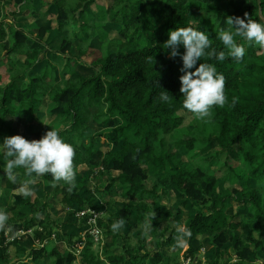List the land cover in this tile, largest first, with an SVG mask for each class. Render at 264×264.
Listing matches in <instances>:
<instances>
[{
  "label": "trees",
  "instance_id": "16d2710c",
  "mask_svg": "<svg viewBox=\"0 0 264 264\" xmlns=\"http://www.w3.org/2000/svg\"><path fill=\"white\" fill-rule=\"evenodd\" d=\"M102 1L80 0L74 5L66 0L45 1L40 16L51 24L30 33L0 20V54L5 55L0 60V143L22 134L19 121L24 115L32 140L53 129L76 153V186L69 191L64 182H54L51 174L29 177L22 168L14 170L13 182L3 171L0 151V190L29 184L52 189L42 199L25 197L23 204L7 208L8 228L0 226V246L5 245L6 232L15 238L20 230H33L24 239L33 245L39 241L43 247L32 248L27 264L47 260L48 264H171L174 259L166 252L177 247L176 237L184 233L189 235L187 259L192 264H203L194 242L205 237L215 252L206 264H264V49L236 37L246 50L242 60L229 57L218 62L205 57L196 66L214 64L225 78L227 102L212 108V131L202 141L212 158L223 163L219 175L207 172L203 161L198 166L193 163L208 160L202 158V142L192 132L182 138L175 134L196 118L182 108V60L171 58L170 50L163 47L171 30L190 26L206 31L217 52H227L216 39L219 30L227 28L226 18L247 14L264 20V0H108L112 4L107 7ZM5 2L25 15L38 13L32 7L34 0H0V11ZM54 7L57 17L51 12ZM109 19L120 28L114 39L103 30ZM55 30L59 35L68 32L60 49L52 50L54 60L65 59L61 81H54L57 68L52 62L26 80L46 54ZM81 64L95 74L78 75L76 68ZM162 89L172 95L169 104L158 100ZM43 110L50 118L46 126L39 117ZM92 121L106 130L93 132ZM102 137H108L107 145L100 143ZM182 149L191 156L189 163L179 157ZM92 171L98 173L95 180L85 176ZM105 174L113 176L106 185L102 184ZM95 192L102 201L98 205ZM118 203L122 209L116 207ZM110 206L113 211L99 218V228L110 241L101 252L95 250L101 242L90 233L68 235L65 242L52 240L57 225L52 209L64 216L69 209L76 215ZM134 212L135 228L147 225L155 234L153 241L140 234L131 244L122 227L112 230L113 223L128 221ZM154 216L160 222L157 229L151 225ZM89 217L80 219L88 230ZM166 222L168 227L162 229L160 224ZM176 222L183 223L182 230ZM231 240L234 244L227 248ZM77 244L84 246L79 255ZM9 245L16 251L11 259L28 252L18 239Z\"/></svg>",
  "mask_w": 264,
  "mask_h": 264
},
{
  "label": "clouds",
  "instance_id": "9594fccd",
  "mask_svg": "<svg viewBox=\"0 0 264 264\" xmlns=\"http://www.w3.org/2000/svg\"><path fill=\"white\" fill-rule=\"evenodd\" d=\"M228 17L225 20L227 28H221L216 39L222 42L227 50L217 52L206 31L193 27H178L168 33L169 38L163 45L169 49V56L182 60L180 76L182 93V108L190 112L196 119L206 121L211 118L214 106L223 107L227 102L225 94V78L219 73L216 66L211 63L198 62L202 58L214 59L223 62L227 58L240 61L245 57V47L237 43L236 37H241L249 44L264 49V20L257 21L252 18ZM185 51L180 53L179 49ZM195 71H190L194 69ZM161 103L169 104L172 95L163 90L158 94ZM235 101H233L234 103ZM3 159L6 162L4 170L7 177L15 182L14 170L24 169L29 177L51 174L54 182H64L68 190L75 188L74 157L76 155L72 144L67 143L56 130H50L39 140L29 141L21 135L9 136L0 143ZM25 196L30 192L21 189ZM8 216L0 211V226L4 225ZM123 220L111 225L116 231L123 226Z\"/></svg>",
  "mask_w": 264,
  "mask_h": 264
},
{
  "label": "rangeland",
  "instance_id": "374dc122",
  "mask_svg": "<svg viewBox=\"0 0 264 264\" xmlns=\"http://www.w3.org/2000/svg\"><path fill=\"white\" fill-rule=\"evenodd\" d=\"M47 2L49 4H52V2L54 0H34V4L32 5V7L35 9V11H37L38 13H36L35 16L32 17L31 15V11L28 12L27 15L23 16L22 14H18V18H17V14H15L16 11V7L9 5L8 2L3 3L2 5V10L0 11V20H3L6 23H11L14 24L18 29H21L23 31H25L26 33H30L31 30H35L37 28L40 27H44V26H48L51 24V21L49 18H45L40 16V12L41 11V4L43 2ZM67 2L70 3V5H74L77 4L76 2H79L80 0H66ZM248 1V0H247ZM106 7L110 6L112 4V2H108V0L102 1ZM99 3H101V1H99ZM48 8V6H47ZM117 10H120V8H117ZM51 12L55 15L56 17L58 16V10L54 7L51 8ZM240 18H245L244 16L240 17ZM18 20V21H14V20ZM16 22V23H15ZM101 21H97L96 23H100ZM104 29L106 32H108L109 34V38H115V36H117V32L120 30V28L114 24V21L112 19H109L108 21H106V23L103 25ZM68 32H66L65 34H61L59 35L57 33V31L55 30V32L53 33V36L49 39V42H51L49 44V48L46 50V58H44V55L41 56V61L39 62V64H37L34 68L35 73H37L43 66L47 65L48 63L52 62L55 64L57 70H55V72L57 71V74H59V71H62L63 66H65V59L59 57L57 60H54V56L52 53V50L55 51L54 49H60L61 45H62V40L64 38V35H66ZM33 38H35V36H33ZM9 40L11 41V39L9 38ZM99 40V39H96ZM31 44L33 46L37 45V43H35L34 41H31ZM78 41L77 43L73 46V49L76 51V47H77ZM94 45L97 46L98 48L100 47V43L97 41H94ZM5 56H3L2 54H0V60L3 59ZM77 72H79L82 76H93L95 74V70L93 68H88L85 65L81 64L76 68ZM61 77L59 76V78L57 79V81H60ZM39 116L43 117V121H44V125H48L50 123V118L47 116L46 111H42V113L39 114ZM25 118H23V123L21 124V130H23V137H25L26 139L28 138L29 135V128L28 125L25 124ZM92 126V127H91ZM91 129L93 130V132H98L99 128H104L105 125L101 124L99 126H97V124H95L94 122L91 123ZM63 126L61 127V130H63ZM101 130V129H100ZM103 130H106L103 129ZM211 118L206 120V121H201L196 119L195 121L193 120L192 123H189L188 125L185 126V128H182L178 131L175 132L177 137H183L184 135H189L188 133L192 132L200 141L202 142L203 140H206V138L209 137L210 133H211ZM192 136V135H189ZM100 140V143L102 145H107V143H109L108 137H102ZM199 146H201L203 148V153H202V158L207 159V162H204V160L199 159V161H195L193 162L196 166L199 165V163H201V161H203V163L205 164V170L207 172L210 173H217L219 175H222L223 172L220 171L221 166L223 165V163L220 162L219 159H213L210 150L207 148L206 142H202V144ZM114 151H116V148L113 149ZM2 151V150H0ZM179 157H182L183 160L185 161V163H189L191 156L188 154V152L185 149H182L179 153ZM210 158V159H209ZM202 164V163H201ZM98 173L95 171H92L90 173H88L87 175H85L86 177L91 178L92 180H95V177ZM112 177V175L110 176L109 174H105L104 177L102 178V184L106 185V183H108L109 178ZM224 180L222 181V188H224ZM41 185H37V184H33V189L32 191H30V196L29 199H42L46 193L44 194H40V189L36 190L38 187H40ZM29 192V191H28ZM21 193V191H20ZM51 193V192H49ZM41 196V197H40ZM96 197V201L98 202V199L101 200V198L99 197L100 195L98 193L95 192ZM87 199L90 198V195H88V197L86 196ZM160 207H163V204L159 205ZM159 206L157 207H153L154 211H156V208H159ZM92 211H94L92 209ZM101 211V210H100ZM189 212L191 213V211L189 210ZM78 213V212H77ZM76 213V214H77ZM247 213V210L242 213L243 216ZM51 214H54V219L57 220V225L54 228V235L59 234L60 237L58 238V243L59 242H65L66 241V237L68 235H71L69 233H72L71 236H75V237H85L87 233H89L88 229L82 227V220H80L78 218V216L75 215L74 211L71 210L67 215L64 214L61 215L60 213H58V210L56 208H54V210H51ZM68 216V217H67ZM159 221L156 219V217L154 216V218L152 219V227L153 229H157L159 226ZM137 224V220H136V213H132V215L130 216L129 220L123 223L122 226V232H124V234H127L129 236V241L131 244H135L138 240V237L140 234H144L146 239H148L150 242L153 241L155 239V234L152 232V230L147 226H141V228H135ZM183 223L181 222H176V225L178 227L179 230H182ZM161 228H166L168 227V223H161ZM23 232H25L23 230ZM29 235H33V230L29 231ZM246 234L248 233V229L245 228L244 231ZM27 234V233H26ZM103 234V232H102ZM29 235H23L21 240L24 239L25 236H29ZM240 233H237V236H240ZM179 237H176V248H171L167 250V254L169 255V257H173L174 261H172L173 263L171 264H192V260L191 259H187V251L190 248L189 245V235L188 234H182ZM54 238V236H53ZM52 238V239H53ZM30 241V240H29ZM110 242L107 237H105L104 235L102 236L101 239V246H99V248L96 246L95 250L97 249L98 251H102L101 247L104 243ZM20 242V239H19ZM31 242V241H30ZM39 242V241H37ZM32 244V243H31ZM234 244V242L231 240V242H229V244L227 245V248H230L232 245ZM79 250L77 252V254L79 255L82 251L84 246H79L77 244ZM194 247L199 249V254H200V259H202V263L206 264L205 262L207 261V259L209 257H214L215 256V252H214V248L210 245L208 238H203L202 240H197L194 242ZM251 262L255 263V259L251 258Z\"/></svg>",
  "mask_w": 264,
  "mask_h": 264
},
{
  "label": "crops",
  "instance_id": "0c3cea01",
  "mask_svg": "<svg viewBox=\"0 0 264 264\" xmlns=\"http://www.w3.org/2000/svg\"><path fill=\"white\" fill-rule=\"evenodd\" d=\"M18 10V9H17ZM16 10V11H17ZM41 13V12H40ZM15 14H17V18H18V14H22L23 16H25V14L23 13V12H21V11H19V12H15ZM15 21V20H14ZM55 32V31H54ZM51 43V42H50ZM49 46V44L47 45V49L49 48L48 47ZM3 56H5V55H3ZM5 58V57H4ZM3 58V59H4ZM44 58H46V56L44 55ZM2 60V59H1ZM46 66V65H45ZM45 66H43L37 73H35V71H34V69L31 71V73H33V74H31V73H28L27 75H26V80L27 79H30V76H33V75H38V74H40L42 71H43V68L45 67ZM87 67V66H86ZM77 71V70H76ZM61 72L62 71H59V74H57V71L54 73V81L56 82V83H59L60 81H61V79H60V81H57V79L59 78V76L61 77ZM77 74L78 75H80V76H82L79 72H77ZM83 77H91V76H83ZM40 113H42V112H40ZM36 117H37V115H36ZM42 120H43V117H41V116H39ZM23 118H25V123H24V125L25 124H27L28 125V121H27V119H26V117L23 115V116H21L20 117V121H19V125L21 126V124L20 123H23ZM91 123H93V121L92 122H89V126H91ZM95 124H97V126H99V125H101V124H99V123H96V122H94ZM57 125V124H56ZM63 125H61L60 126V130H61V127H62ZM92 127V126H91ZM28 128H29V125H28ZM101 129V130H100ZM103 129H105V127L103 128ZM102 128H99V131L98 132H101V131H104ZM23 131H22V134H21V136H23ZM29 141H32V137H31V133H30V128H29V135H28V138H27ZM6 163V162H5ZM3 171L5 172V170H4V168H3ZM15 174L16 173H14V176H15ZM88 174V173H87ZM86 174V175H87ZM110 175V174H109ZM111 176V175H110ZM111 178H113V176L112 177H110L109 178V181L111 180ZM108 181V182H109ZM22 189V188H21ZM21 189H17V190H9V189H7V190H0V211H3L4 213H6V210H7V208H9V206H11V205H14V206H18V205H21V204H23V200H24V198L25 197H27V198H29L28 196H30V195H27V196H25L24 194H23V192L21 191ZM23 189L25 190V191H32V189H33V184H29L28 186H26V187H23ZM38 189H40V194H44V193H48V192H51L52 191V189L50 188H45L44 187V185H41L40 187H38L36 190H38ZM20 191H21V193H20ZM48 191V192H47ZM41 197V196H40ZM87 197H88V195H87ZM183 200L182 199H180L179 200V202H182ZM102 201L100 200V199H98V202L97 201H95L94 203H96L97 205H98V203L100 204ZM95 204V205H96ZM166 204V203H165ZM102 205V204H101ZM116 207L118 208V209H122L123 208V206L120 204V203H118V204H116ZM54 210V209H53ZM72 209H69L68 210V212L66 213L67 215H70V214H68L70 211H71ZM74 211V210H73ZM109 211H113V208H112V206H110V207H107L106 209H103V210H101V211H98V212H100L101 213V215H103V213L104 212H109ZM135 213V212H134ZM68 217V216H67ZM8 225L6 224V222H5V224L4 225H2L1 226V228H5V229H7L8 227H7ZM20 228L22 229L23 228V226H20ZM26 233L27 234H29L30 232H23V230H20L19 231V233L17 234V236L15 237V238H10L9 236H8V234H9V232H6V234H5V237H6V242H5V245L4 246H0V264H27V263H29L30 262V251L32 250V248L33 247H35V248H37V249H40V247L42 248L43 247V245H41L42 243H39V242H37L36 241V243H35V245H33V244H31V242L28 240V239H22L21 240V238H22V236L23 235H26ZM59 234H61V233H59ZM59 234H55L54 235V238L52 239L54 242L58 239L57 237H60V235ZM69 234H71L72 235V233H69ZM0 237H1V233H0ZM15 239H20V242H19V246L22 248H26L27 250H28V252L25 254V255H23V254H20L18 257H14L13 259H11V257H13V256H15V254H16V251H14V249L13 248H11L10 247V243L11 242H13ZM45 264H48V260L47 261H45Z\"/></svg>",
  "mask_w": 264,
  "mask_h": 264
},
{
  "label": "built area",
  "instance_id": "2783aa9c",
  "mask_svg": "<svg viewBox=\"0 0 264 264\" xmlns=\"http://www.w3.org/2000/svg\"><path fill=\"white\" fill-rule=\"evenodd\" d=\"M88 215H90L89 221H88L90 228L88 232L93 236L96 242H101V239L103 236L99 228V218L101 217V213L97 211H92V210H85V211L78 212L76 214V216H78L79 219L85 218Z\"/></svg>",
  "mask_w": 264,
  "mask_h": 264
}]
</instances>
